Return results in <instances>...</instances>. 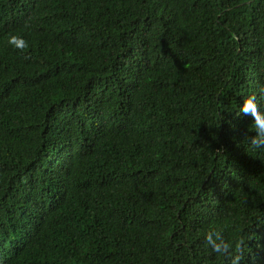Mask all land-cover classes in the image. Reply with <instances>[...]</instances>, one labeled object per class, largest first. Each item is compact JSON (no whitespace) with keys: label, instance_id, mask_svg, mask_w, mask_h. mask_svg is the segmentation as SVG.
<instances>
[{"label":"trees","instance_id":"trees-1","mask_svg":"<svg viewBox=\"0 0 264 264\" xmlns=\"http://www.w3.org/2000/svg\"><path fill=\"white\" fill-rule=\"evenodd\" d=\"M250 93L264 0H0V264H264Z\"/></svg>","mask_w":264,"mask_h":264},{"label":"clouds","instance_id":"clouds-1","mask_svg":"<svg viewBox=\"0 0 264 264\" xmlns=\"http://www.w3.org/2000/svg\"><path fill=\"white\" fill-rule=\"evenodd\" d=\"M8 44L15 49H23L27 47V42L22 35H12L8 39ZM239 112L248 115L252 118L251 124L255 132V138L252 141L253 148H264V111H260L258 106V98L255 93L247 94L242 98L239 105ZM259 141V143H258ZM206 243L213 246V251L218 254H223L230 248V243L221 240L215 230L209 231L206 234ZM234 255L232 256L231 264H236L238 260H242L241 248L236 245L233 248Z\"/></svg>","mask_w":264,"mask_h":264}]
</instances>
